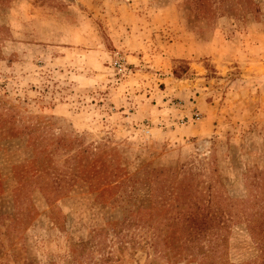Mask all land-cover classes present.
Instances as JSON below:
<instances>
[{"label":"rangeland","instance_id":"obj_1","mask_svg":"<svg viewBox=\"0 0 264 264\" xmlns=\"http://www.w3.org/2000/svg\"><path fill=\"white\" fill-rule=\"evenodd\" d=\"M207 2L0 1V264H264V0Z\"/></svg>","mask_w":264,"mask_h":264},{"label":"trees","instance_id":"obj_2","mask_svg":"<svg viewBox=\"0 0 264 264\" xmlns=\"http://www.w3.org/2000/svg\"><path fill=\"white\" fill-rule=\"evenodd\" d=\"M5 2L7 0H0ZM38 4L45 2L46 0H33ZM183 4L187 7L189 12L195 15H203L209 12V5L207 0H183ZM43 172V170H42ZM52 191L56 190L57 180L51 181ZM51 191V190H50ZM51 193V192H49ZM179 198V203L185 201L188 196L185 193V188H182L177 195ZM210 204L208 205V203ZM207 204L201 205L203 208H208L209 206L214 205L216 210H209L210 215L207 217V214H201L200 217H197V209L182 213L174 222L164 223V226L154 228L152 232L153 240L151 245L156 248L159 245L160 251H164L165 254L169 253H178L180 250L184 251L183 256L194 257L197 254L204 252L205 248L199 244L200 238L207 237L208 244L206 246L207 250L215 252V247L217 245L218 231L221 228V210L219 209L216 202L206 199ZM198 208V207H197ZM210 208V207H209ZM156 231V232H155ZM93 236V235H92ZM90 235L89 238L92 237ZM89 238L87 240H89ZM87 240L75 243L76 246L84 248L87 245ZM109 257L105 256L104 260H108Z\"/></svg>","mask_w":264,"mask_h":264},{"label":"built area","instance_id":"obj_3","mask_svg":"<svg viewBox=\"0 0 264 264\" xmlns=\"http://www.w3.org/2000/svg\"><path fill=\"white\" fill-rule=\"evenodd\" d=\"M112 65L116 67L118 70H122L123 68V60L120 55H117V53L114 54V59L112 61Z\"/></svg>","mask_w":264,"mask_h":264}]
</instances>
